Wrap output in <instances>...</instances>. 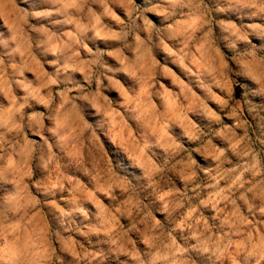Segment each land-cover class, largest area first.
<instances>
[{
    "label": "rangeland",
    "instance_id": "obj_1",
    "mask_svg": "<svg viewBox=\"0 0 264 264\" xmlns=\"http://www.w3.org/2000/svg\"><path fill=\"white\" fill-rule=\"evenodd\" d=\"M0 264H264V0H0Z\"/></svg>",
    "mask_w": 264,
    "mask_h": 264
}]
</instances>
